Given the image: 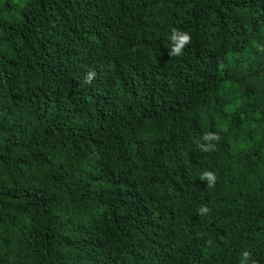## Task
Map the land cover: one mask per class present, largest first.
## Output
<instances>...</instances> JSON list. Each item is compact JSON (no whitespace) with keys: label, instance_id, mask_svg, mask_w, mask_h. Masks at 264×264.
Segmentation results:
<instances>
[{"label":"trees","instance_id":"1","mask_svg":"<svg viewBox=\"0 0 264 264\" xmlns=\"http://www.w3.org/2000/svg\"><path fill=\"white\" fill-rule=\"evenodd\" d=\"M245 250L264 264V0H0V264Z\"/></svg>","mask_w":264,"mask_h":264},{"label":"clouds","instance_id":"2","mask_svg":"<svg viewBox=\"0 0 264 264\" xmlns=\"http://www.w3.org/2000/svg\"><path fill=\"white\" fill-rule=\"evenodd\" d=\"M171 46L169 55L171 57H179L184 54V51L187 46L191 44L192 36L189 32L180 30L179 28H171L170 35L168 36ZM96 73L90 71L85 77L86 83H91ZM221 140V136L216 132H206L201 138V141L197 142V147L203 153H209L216 150L217 143ZM200 180L207 182V187L212 188L215 186L217 181V176L213 171L206 170L202 172L199 176ZM210 212V209L207 205H203L199 209L200 215H207ZM251 253L247 250L243 251L241 264H249ZM251 264H257V261H252Z\"/></svg>","mask_w":264,"mask_h":264}]
</instances>
